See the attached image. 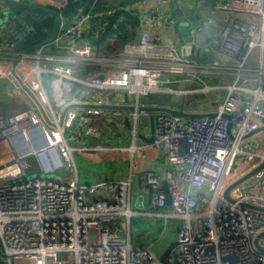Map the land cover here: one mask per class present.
Masks as SVG:
<instances>
[{
	"label": "built area",
	"instance_id": "1",
	"mask_svg": "<svg viewBox=\"0 0 264 264\" xmlns=\"http://www.w3.org/2000/svg\"><path fill=\"white\" fill-rule=\"evenodd\" d=\"M68 2L57 0L61 30L53 42L22 51L15 48L13 40L0 38V81L11 85L12 94H22L24 89L15 72L35 93L51 121L45 120L28 94V108L0 115V143H8L0 151L6 163L0 166V261L264 264V251L254 244L264 232V166L230 191L233 200L224 196L230 183L264 163V151L254 150L248 136L264 123V0H228L210 8V24L222 14L224 20L208 44L209 52L203 50L202 57L212 55L209 60H196L192 42H184L179 31V43L167 41L162 28L154 31V20L166 17V12L159 6L144 8L147 0L111 5L98 12L81 10L65 24L62 11ZM130 12L139 23L138 45L128 42L122 50L107 55L83 38L85 28L97 17L96 34L108 27L123 31L125 13ZM183 19L187 18L169 17L168 24L178 28ZM200 22H188L193 37L200 30ZM217 72L232 75L233 82L209 83L207 80ZM245 79L254 81L255 87H243ZM76 86L87 90L83 93L85 103L92 97L97 98L93 102L108 103L112 90L116 91L114 100L120 91L137 100L154 93L195 98L185 102L182 109L191 113L201 109V99L199 102L196 96L214 97L218 90L216 109L208 115L184 117L157 112L154 139L143 145L137 143L139 114L132 112L131 144L128 148L114 147L140 155L152 148L166 156L165 170L147 169L138 177L139 185L150 189V205L180 223L175 243L163 259L149 247L135 244L141 234L130 199L135 178L80 184L76 152L109 147L77 146L75 142L87 135L98 136L109 111L121 122L125 113L119 109L72 108L60 124V115L70 104ZM92 89L99 94L93 96ZM240 89L246 94L235 93ZM30 156H35L40 175L19 181L26 175ZM61 170L65 176L76 177H40L41 173ZM102 186L108 189L107 195L102 193ZM258 242L264 247V234Z\"/></svg>",
	"mask_w": 264,
	"mask_h": 264
},
{
	"label": "crops",
	"instance_id": "2",
	"mask_svg": "<svg viewBox=\"0 0 264 264\" xmlns=\"http://www.w3.org/2000/svg\"><path fill=\"white\" fill-rule=\"evenodd\" d=\"M137 0H133L132 2L124 1L121 4H115L114 6L118 5H129ZM228 0H210V7L207 9V12L210 11V8L213 7L216 3H225ZM17 6H21L24 8L22 11L17 10ZM150 6H159L164 12H166V17H158L154 20V23L152 25V29L154 31H157L158 29L162 28L161 30L165 34L167 41L168 38L173 43H179L180 42V34L178 33V28L173 27L168 24V18L169 17H175V13H173V8L169 3V0H147V3L145 4L144 8H148ZM0 7L3 9V14L0 16V38L1 39H11L15 42V48L17 50H20L18 46L20 44H23L22 40L28 36V34L35 29V20H41L46 21V15L45 12L52 13L49 10H54L57 7V0H0ZM52 7V8H51ZM16 15L20 17L24 24L25 28H23V24H19L18 27L21 29H24L22 31H18V29L15 27V22L12 20L11 15ZM53 14V13H52ZM224 20V15H219L218 19L214 20L211 24L209 21H205L207 24H210L207 26V28H202L201 32L206 35L209 40L212 42L216 35L219 33V30L221 28V25ZM204 22V21H202ZM201 23V22H200ZM115 37L109 38L107 43L103 46L110 45L109 47L111 50L109 52L114 51L113 49H116L115 52L120 51L123 49L121 44H118L120 41L119 39L115 40ZM115 42L117 43V46L115 45ZM208 45V44H206ZM211 45V44H209ZM205 47V46H204ZM27 49V48H26ZM24 50V48L22 49ZM204 50V49H203ZM99 51V49H98ZM204 52L207 54L209 50H204ZM104 53V52H103ZM114 53V52H113ZM212 55H208L207 57H200V60L204 59H212ZM221 61H224V58H220ZM218 73V72H217ZM234 78L232 75H225V74H215L207 81L211 84L215 83H231L233 82ZM256 83L252 80L245 79V81H242V86L246 88L255 87ZM78 87V86H77ZM87 90L84 87H80L78 90L74 91L71 95L70 103L74 102H82L85 100V96H83V93H85ZM218 90L214 91V97L206 96L201 93V98L197 99L200 102L201 99V109H199L196 113L201 114H210L213 113L216 109L218 99H217V92ZM123 93L122 98H116V103L119 104H131L135 102V96L128 94V100L124 101V93L125 91H121ZM120 92V93H121ZM236 94L245 95V90H236ZM23 95H17L16 97H21L26 102L28 100V96H26V92L23 90ZM154 93L149 96L150 100L146 103V105H153L155 103L159 104V106H167L174 109H183L185 104V98H179L176 99L173 95L167 94L162 95L163 93ZM97 98L92 97L89 100L91 102L95 101ZM143 105V103H141ZM38 108V107H36ZM124 111V110H123ZM107 117L104 119L106 120L105 123H103V126L100 129V134L98 136H89L87 135L83 139H79L75 144L77 146L81 145H103V142L98 143L97 139L101 138L104 132H107L106 129H109L110 136H114L117 141H120V145L118 147L120 148H126L127 145H130L132 142L131 135L128 134H121V131L124 129H130L131 128V117L132 112L130 111H124L125 118L124 121H120V119L114 118L111 111H109ZM157 112H151L147 111L140 112V114H143L146 117H149L151 119V130L146 135V137H151L153 126L152 121L154 120V116ZM126 116L129 117V123L126 121ZM45 123H47L45 121ZM134 127V124H132ZM263 127L261 131H258L250 136V142L252 144V147L254 150H261L264 151V123L261 125ZM146 142V140H143L140 145H143ZM96 143V144H94ZM8 143L3 142L1 143V148H4L7 146ZM107 144H104L103 146H106ZM115 147V146H114ZM110 151H96V152H87V151H81L80 153L76 152L75 161L76 159L80 162L84 163L86 161L93 163L95 166H99V169L103 172L104 176L97 175L100 179H102L101 182H104V179H106V182H114L115 180H127L131 177L135 178V182L133 185V190L131 192V195L134 191L135 193V200H134V206L135 209H133L136 213L134 216L135 225L137 228L141 230V234L136 239L137 241L142 240L145 238L144 234V226H148L149 228L152 227L153 231L150 232L148 228V234L146 235L149 240L144 241L142 244H136L139 246H146L149 247L153 252L161 259H163L167 252L171 249V247L174 245L177 231L179 229L180 223L177 218L167 216L166 213H162V210H157L156 208L152 207L150 205V189L149 188H143L139 185V175L147 170V169H161L165 170L168 163L166 160L165 154L156 149L149 148L144 152V155H140L139 153H131L128 150H118L114 149L113 147H109ZM95 151V150H91ZM85 152V153H82ZM92 159L93 161H90ZM105 161V162H103ZM5 158H2L0 156V166H4ZM159 167V168H158ZM253 170V169H252ZM136 186L139 187V190L136 192L135 188ZM131 199V197H130ZM163 219H167L168 223L164 222ZM145 224V225H144ZM144 225V226H141ZM162 236L161 241H156L157 236ZM135 240V241H136Z\"/></svg>",
	"mask_w": 264,
	"mask_h": 264
},
{
	"label": "water",
	"instance_id": "3",
	"mask_svg": "<svg viewBox=\"0 0 264 264\" xmlns=\"http://www.w3.org/2000/svg\"><path fill=\"white\" fill-rule=\"evenodd\" d=\"M169 3L172 6V8L180 10L179 11L180 13H178L180 16H184L185 18H187L186 23H182V24L178 25V31L181 34V36L183 37L182 40L184 42H192V47H191L192 56L196 60H199L198 54H199V51L201 49L200 48L201 46L195 41V36L193 37L192 35H190L188 22H200L201 21L200 30H199L200 33H201L202 28L206 29L207 26L210 25V24H207L205 22V21L210 22V20H209L210 17H209L208 12H207V9L211 6L210 0H169ZM49 11H51L55 16L53 31H52L51 37L49 39L41 42L40 44L34 45L31 48H27V49H24L22 51H29L30 49H35L41 45L51 43L57 37L58 33L61 30V14L58 12V10H49ZM11 17H12V20L15 22V27L18 29V31L24 30V29H21L18 27V25L21 23V24H23V28H25V24H24L23 20L20 17L13 15V14L11 15ZM202 21H204V22H202ZM133 41L137 45L140 43V34L139 33H137V35L135 36V39ZM203 49L209 50V46L205 45V47H203ZM14 75L17 78L19 84L24 89V91L36 103L39 111L41 112V114L43 115L45 120L48 123H51L46 110L44 109L43 105L40 103V101L37 98V96L35 95V93L26 84H24L22 82L21 78L15 72H14ZM115 96H116V91L112 90L108 94V101H109L108 103L75 102V103L68 104L63 109V111L60 115V124L62 123L66 112L72 108H79V109L103 108V109H110V110L119 109V110L134 112L137 114H140L141 111L145 110V111H151V112H167V113H170L173 115L184 116V117H195V116L201 117V116L208 115V114H201V113L185 112L181 109H174V108L167 107V106L146 105V103L150 100L149 96H142L140 100L135 99V102L131 103V104H119V103H116V101L114 100ZM127 100H128V94L125 93L124 94V101H127ZM141 103H143V105H141ZM126 121H127V123H129V117L128 116H126ZM152 126H153V131H152L151 137H144V139L147 142H152L154 139V120L152 121ZM262 128L257 130V131H254L252 133H249L248 136H251L256 132L263 130ZM229 132H230V130H229ZM263 166H264V163H262L261 165H259L256 168H254L252 171L248 172L246 175L240 177L236 181L230 183V185H228L224 191L225 198L228 200H233L232 197L230 196V191L236 185L243 182L245 179L250 177L252 174H254L258 169L262 168ZM165 186H166V183H165ZM248 206L255 207V208H262V207L251 205V204H248ZM262 234H264V232L258 235V237L254 240V244L257 248L264 251V247H262L258 242V238ZM59 257H63V254H60ZM232 258L233 257H228V259H232Z\"/></svg>",
	"mask_w": 264,
	"mask_h": 264
},
{
	"label": "rangeland",
	"instance_id": "4",
	"mask_svg": "<svg viewBox=\"0 0 264 264\" xmlns=\"http://www.w3.org/2000/svg\"><path fill=\"white\" fill-rule=\"evenodd\" d=\"M180 10L174 9L173 8V13H175V16H180L178 13ZM181 23H186V20L183 19L181 21ZM210 38H208L206 35H204L202 32L200 33V31H198L195 35V41L201 46L198 57H202L203 54V47L206 44H212V42L209 40ZM111 50V49H110ZM114 51L112 52H104L102 54H107V55H111L113 54V52H115L116 49H113ZM49 76H45L46 80ZM80 87H75L74 91L78 90ZM91 93L93 94V96H97L99 94V91L96 89H92L90 90ZM48 92L50 94V89L48 88ZM121 92V91H120ZM118 93L117 98H122L123 97V93ZM125 94V93H124ZM161 94V93H160ZM159 94V95H160ZM17 95H23V94H12L11 93V85L5 81H0V115H12L16 112H19L23 109L28 108V100L27 102L22 99L20 96L16 97ZM162 95H167L166 93L161 94ZM197 99L201 98L200 96H196ZM187 100V101H186ZM185 102H192L195 100V98L191 99V98H186ZM131 128L130 129H124L123 131H121V134H128L131 135V139H133L132 136V129L133 126L132 124L134 123V119L133 117H131ZM106 120L103 119L102 123H105ZM107 132H104L102 137L97 139L98 143L103 142L104 144H107L106 146L109 147H113L114 146H118L120 145V141H117L115 138H113L114 136H110L109 134V129H106ZM151 130V119L149 117L144 116L143 114H139L138 120H137V143L138 145H140L139 143H141L144 139V137H146V135L150 132ZM147 142V141H146ZM145 142V143H146ZM3 143V142H2ZM7 143V142H6ZM96 144V143H94ZM89 145V144H88ZM95 146V145H94ZM129 145H127L126 148H128ZM6 148V147H5ZM3 148H1V143H0V151ZM96 151H110L108 150H95V151H87V152H96ZM85 153V152H82ZM90 161H93L92 159H90ZM105 162V161H103ZM76 164H77V168H78V179L80 184L89 186V185H93L96 183H100L102 181V179H100L97 175H103V172L99 169V166H95L93 163H90L88 161L82 163L79 160L76 159ZM40 175V171L38 169L37 163H36V158L35 156H30L28 157V167L26 168V175L20 177L18 180L19 181H23V180H31L34 178H37ZM42 178L48 179V178H58V179H63V180H69L70 178H75L76 175L73 174L72 176H65L64 171H57L54 173H50V174H46V173H41ZM106 179H104V182ZM102 193L104 195L108 194V189L106 188V186H102L101 187ZM136 192L139 190V187L136 186L135 188ZM134 200H135V193L133 191L132 195H131V207L132 209H135L134 206ZM121 218H124V216H121ZM164 222L167 221V219H163ZM168 223V221L166 222ZM145 225V224H144ZM141 225V226H144ZM148 226H144V236L145 238L139 241H135V244H142L144 241L149 240V238L146 236L148 234ZM161 235L156 237V241H161ZM3 262V261H2ZM4 264V263H3Z\"/></svg>",
	"mask_w": 264,
	"mask_h": 264
},
{
	"label": "trees",
	"instance_id": "5",
	"mask_svg": "<svg viewBox=\"0 0 264 264\" xmlns=\"http://www.w3.org/2000/svg\"><path fill=\"white\" fill-rule=\"evenodd\" d=\"M124 1L128 0H69L67 6L62 11L63 21L65 22V24L70 23L74 19L75 15L81 10L87 13L98 12L113 5V3L121 4ZM132 1L133 0H129V2ZM17 10L22 11L24 10V8L21 6H17ZM54 10H57V7ZM125 14L127 16V24L125 25L123 31L116 32L108 27L104 31L96 34L95 26L100 20V18L97 17L92 19L88 26L85 28L83 38L90 44L96 46L99 49L100 53L110 51V45H106L105 47L103 46L111 37H115V40L119 39V43L115 42L116 46L118 43L121 44L122 47H124L128 42H132L135 39V36L139 31V23L135 14L132 12ZM45 15V22L41 20H35V29L22 40L23 44H20L18 46L20 50H22L23 48H31L32 46L40 44L41 42L51 37L55 16L54 14L48 12H45ZM111 19L112 18H110V20ZM0 264H3V262L0 261Z\"/></svg>",
	"mask_w": 264,
	"mask_h": 264
},
{
	"label": "bare ground",
	"instance_id": "6",
	"mask_svg": "<svg viewBox=\"0 0 264 264\" xmlns=\"http://www.w3.org/2000/svg\"><path fill=\"white\" fill-rule=\"evenodd\" d=\"M20 154H21V160H24V155H22V152Z\"/></svg>",
	"mask_w": 264,
	"mask_h": 264
}]
</instances>
